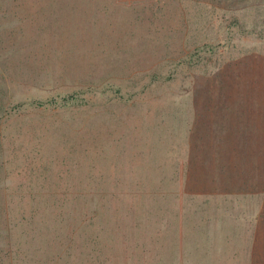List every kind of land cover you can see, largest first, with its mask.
<instances>
[{"label":"rangeland","instance_id":"1","mask_svg":"<svg viewBox=\"0 0 264 264\" xmlns=\"http://www.w3.org/2000/svg\"><path fill=\"white\" fill-rule=\"evenodd\" d=\"M263 82L264 0H0L3 264H264Z\"/></svg>","mask_w":264,"mask_h":264},{"label":"trees","instance_id":"2","mask_svg":"<svg viewBox=\"0 0 264 264\" xmlns=\"http://www.w3.org/2000/svg\"><path fill=\"white\" fill-rule=\"evenodd\" d=\"M263 90H264V87H263ZM221 94H222L221 96H223V97H221V100H219V99L216 100L217 114H216V116H213L212 121L215 123L216 126L218 123H220L221 125H219V127H221V129H223V131H225L224 140H223L225 144L228 143L229 139L231 142L232 140L235 141L237 138L240 139V137H241L244 140V144L249 145L248 146V157L252 158V160H253L254 159L253 156H255V153L257 152L256 144H254V143L259 138H261V140H264L263 139L264 137L262 138V131L264 130V96L261 97L262 98V109L260 111H258V113H255L256 112V109H255L256 97H255V95H253L252 98L247 100L248 111L245 112V116L243 115L245 110L241 111L242 114H239L237 116L239 121L236 122L235 125L233 124L231 126H228L230 123H232V121H230V120L234 121V118H232V116L229 115L228 113L219 114L218 107L220 110L224 109V103L227 102L226 104L227 105L229 104V106H230V102L233 103V100L228 95H225L223 93H221ZM241 99H242V97H241ZM220 102H221V106L219 104ZM242 102L243 101L241 100L240 103L242 104ZM250 107L252 109H249ZM257 120L260 121V123H261L260 126L263 127L260 130H257V127L255 125L256 122H258ZM226 123H227V125H225ZM241 123H242V126L238 127ZM242 128H244L243 130L245 132L242 130ZM257 131L259 134H257ZM227 150H229V149H227ZM233 150L235 151L234 144H233ZM208 153H210V152H208ZM263 212H264V209H262V214H263ZM1 234H2V231H0V235ZM6 242H7V238H5L3 236V240H2V242H0V247L4 246V244ZM254 248L256 249L255 245H254ZM258 259H261V257H259ZM3 262H4V260L0 256V264H3Z\"/></svg>","mask_w":264,"mask_h":264}]
</instances>
